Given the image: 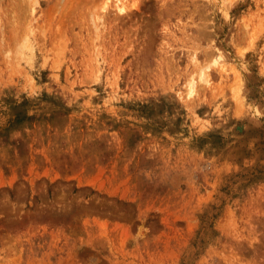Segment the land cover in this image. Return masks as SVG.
<instances>
[{"label": "rangeland", "instance_id": "rangeland-1", "mask_svg": "<svg viewBox=\"0 0 264 264\" xmlns=\"http://www.w3.org/2000/svg\"><path fill=\"white\" fill-rule=\"evenodd\" d=\"M254 1L0 0V264H264Z\"/></svg>", "mask_w": 264, "mask_h": 264}, {"label": "bare ground", "instance_id": "bare-ground-1", "mask_svg": "<svg viewBox=\"0 0 264 264\" xmlns=\"http://www.w3.org/2000/svg\"><path fill=\"white\" fill-rule=\"evenodd\" d=\"M255 1H256V0H255ZM255 1H254V2H255ZM259 1H260V0H257V2H255V3L257 4V6L259 5V4H258ZM262 1L264 2V0H261V2H262ZM36 2H37V1H36ZM231 2H232V1H231ZM232 3H233V2H232ZM134 4H135V3H134ZM237 4H238V3H237ZM122 5H123V4H122ZM263 5H264V3H263ZM130 6H132V4H131ZM117 7H118V6H117ZM124 7H125V6H124ZM124 7H122V8H124ZM133 7H135V6H133ZM248 7H249V5H248ZM125 8H127V7H125ZM129 9H132V8L129 7ZM129 9H128V11H129ZM253 9H254V8H253ZM121 10H122V9H121ZM125 10H126V9H125ZM258 10H261V9L259 8ZM118 11H120V9H118ZM123 11H124V10H122V12H123ZM253 11H254V10H253ZM256 11H257V10H256ZM261 11H262L261 13H264V7H263V10H261ZM120 12H121V11H120ZM120 12H119V13H120ZM120 14H121V13H120ZM254 14H255V12H254ZM254 14H253V16H254ZM122 15H124V14H122ZM255 15H256V14H255ZM119 16H120V15H119ZM124 16H126V15H124ZM127 16H128V15H127ZM258 17H259V19H260V15L257 16V18H258ZM261 17H262V16H261ZM241 19H242V18H241ZM243 19H244V18H243ZM259 19H258V21H259L258 24H259L260 22H262V21H260ZM250 21H251V20H250ZM263 21H264V20H263ZM244 22H245V21H244ZM248 22H249V20H248ZM246 23H247V22H246ZM242 24H243V23H242ZM242 24H241V25H242ZM255 24H256V23H255ZM262 24H263V23H262ZM244 25H245V24H244ZM246 25H247V24H246ZM246 25H245V26H246ZM253 25H254V23H253ZM254 26H255V25H254ZM259 26H260V25H259ZM261 26H262V25H261ZM95 27H96V26H95ZM98 27H99V26H98ZM246 27H248V26H246ZM263 27H264V26H263ZM252 28H255V27H252ZM260 28H261V27H260ZM256 29H257V25H256ZM238 30H239V29H238ZM241 30H242V29H241ZM246 30H247V29H246ZM259 30H260V29H257V31H259ZM262 30H263V29H262ZM250 31H251V30H250ZM263 31H264V30H263ZM260 32H262V31H260ZM243 33H244V32H243ZM253 33H254V29H253ZM257 33H259V32H257ZM262 33H263V32H262ZM201 34H202V33H201ZM203 34H204V33H203ZM244 34H245V33H244ZM244 34H242V35H244ZM255 34H256V32H255ZM245 35H246V34H245ZM249 35H250V34H249ZM256 35H257V34H256ZM256 35H255V36H256ZM257 36H258V35H257ZM261 36H262V35H261ZM245 37H246V36H245ZM251 37H252V36H251ZM251 37H250V38H251ZM248 38H249V36H248ZM241 39H242V38H241ZM241 39H240V40H241ZM259 39H260V38H259ZM243 40H244V39H243ZM238 41H239V40H238ZM246 41L248 42V40H246ZM246 41H245V42H246ZM252 41H253V40H252ZM241 42H242V41H241ZM251 43H252V42L250 41V44H251ZM252 44H253V43H252ZM243 47H244V46H243ZM240 51H241V50H240ZM244 52H245V51H244ZM220 56H221V55H220ZM221 58H222V57H221ZM219 59H220V58H219ZM216 62H217V61H216ZM233 74H234V73H233ZM236 74H237V73H236ZM237 77H238V76H237ZM206 79H207V78H206ZM205 81H206V80H205ZM235 84H236V83H235ZM237 94H238V93H237ZM239 96H240V95H239ZM238 99H240V98L238 97Z\"/></svg>", "mask_w": 264, "mask_h": 264}]
</instances>
